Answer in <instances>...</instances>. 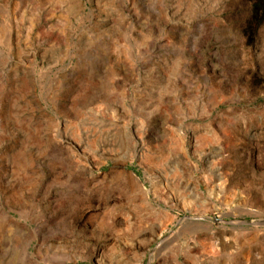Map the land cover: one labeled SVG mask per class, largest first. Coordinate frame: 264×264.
Wrapping results in <instances>:
<instances>
[{"label":"rangeland","instance_id":"rangeland-1","mask_svg":"<svg viewBox=\"0 0 264 264\" xmlns=\"http://www.w3.org/2000/svg\"><path fill=\"white\" fill-rule=\"evenodd\" d=\"M139 88L175 96L167 204L56 132ZM0 264H264V0H0Z\"/></svg>","mask_w":264,"mask_h":264},{"label":"built area","instance_id":"built-area-1","mask_svg":"<svg viewBox=\"0 0 264 264\" xmlns=\"http://www.w3.org/2000/svg\"><path fill=\"white\" fill-rule=\"evenodd\" d=\"M138 93V104L136 99L128 98L121 105L138 106L137 111L126 113L117 103H95L75 116L60 115L56 132L61 142L66 134H73L79 140L76 149L85 151L98 163L105 144L118 147V155L133 167L142 186L156 190L157 201L167 204L175 200L178 181L174 175L175 128L166 119L167 113L157 109L166 100L176 102L175 96L161 97L156 90L150 97L143 88H139ZM109 161L113 163L112 158ZM93 170L100 173L96 165Z\"/></svg>","mask_w":264,"mask_h":264}]
</instances>
